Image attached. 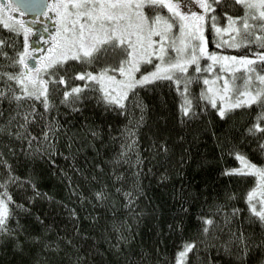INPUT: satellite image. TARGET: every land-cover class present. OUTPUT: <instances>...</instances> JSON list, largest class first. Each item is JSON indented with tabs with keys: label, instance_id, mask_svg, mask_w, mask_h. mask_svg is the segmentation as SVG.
<instances>
[{
	"label": "trees",
	"instance_id": "trees-1",
	"mask_svg": "<svg viewBox=\"0 0 264 264\" xmlns=\"http://www.w3.org/2000/svg\"><path fill=\"white\" fill-rule=\"evenodd\" d=\"M205 28L206 52L243 63L216 71L241 101L210 94L201 55L137 86L128 154L126 102L70 59L26 92L24 35L0 21V264H264V9L207 0Z\"/></svg>",
	"mask_w": 264,
	"mask_h": 264
},
{
	"label": "rangeland",
	"instance_id": "rangeland-1",
	"mask_svg": "<svg viewBox=\"0 0 264 264\" xmlns=\"http://www.w3.org/2000/svg\"><path fill=\"white\" fill-rule=\"evenodd\" d=\"M243 1L255 11L264 9V0ZM48 7L30 25L28 15L12 0H0V21L25 38L21 70L30 82L25 83V91L35 90L32 79L50 65L66 59L87 63L76 72L77 77L102 90L108 101L126 102L128 145L124 152L128 154L136 149L138 127L144 119L140 112L145 105L137 86L177 75L201 55H212L207 80L210 94L222 100L225 109L241 101L232 96L216 71L233 70L243 63L226 56L220 60L217 53L206 52L207 0H49ZM233 25L230 20L224 28L231 30ZM5 213L6 205L0 200V219Z\"/></svg>",
	"mask_w": 264,
	"mask_h": 264
},
{
	"label": "water",
	"instance_id": "water-1",
	"mask_svg": "<svg viewBox=\"0 0 264 264\" xmlns=\"http://www.w3.org/2000/svg\"><path fill=\"white\" fill-rule=\"evenodd\" d=\"M18 7L28 14H41L47 6L48 0H12Z\"/></svg>",
	"mask_w": 264,
	"mask_h": 264
},
{
	"label": "flooded vegetation",
	"instance_id": "flooded-vegetation-1",
	"mask_svg": "<svg viewBox=\"0 0 264 264\" xmlns=\"http://www.w3.org/2000/svg\"><path fill=\"white\" fill-rule=\"evenodd\" d=\"M47 9H48V7H47ZM21 11H22L25 15H26V14L28 15V17L26 18V21H27V23H29L30 25L36 23V22L34 21V18L36 19V18H38V17H40V16H42V15L45 14V12H44V13H42V14L30 15V14L24 12L23 10H21ZM37 28H38V27H37Z\"/></svg>",
	"mask_w": 264,
	"mask_h": 264
}]
</instances>
